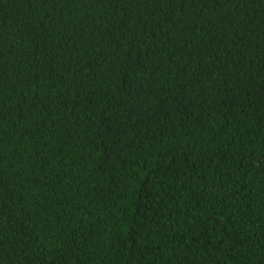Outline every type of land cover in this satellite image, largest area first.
Instances as JSON below:
<instances>
[{"label": "trees", "instance_id": "trees-1", "mask_svg": "<svg viewBox=\"0 0 264 264\" xmlns=\"http://www.w3.org/2000/svg\"><path fill=\"white\" fill-rule=\"evenodd\" d=\"M0 264H264V0H0Z\"/></svg>", "mask_w": 264, "mask_h": 264}]
</instances>
